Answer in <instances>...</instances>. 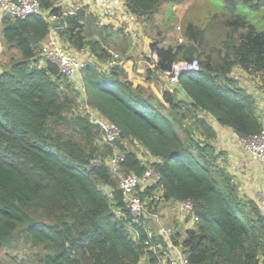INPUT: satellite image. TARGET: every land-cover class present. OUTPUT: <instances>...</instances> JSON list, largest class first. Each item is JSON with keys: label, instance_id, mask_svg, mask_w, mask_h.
I'll use <instances>...</instances> for the list:
<instances>
[{"label": "trees", "instance_id": "1", "mask_svg": "<svg viewBox=\"0 0 264 264\" xmlns=\"http://www.w3.org/2000/svg\"><path fill=\"white\" fill-rule=\"evenodd\" d=\"M55 1L40 4L61 17L56 26L62 41L77 51L88 48L107 63L111 27L84 10L65 14ZM123 1L147 24L166 0ZM226 1L233 8L241 3L264 6V0ZM50 30L42 14L2 22L0 54L9 53L10 61L2 62L0 72V247L18 240L42 247L45 253L36 264H140L144 256L148 264H157L146 241L151 238L164 248L168 242L148 235L146 213L137 223L127 208L106 164L118 149L126 153L123 172L142 175L154 167L161 173L156 186L140 192L143 199L159 191L156 202L193 203L195 228L182 241L172 234L190 264H264V212L258 202L241 195L221 163L213 145L217 133L207 119L212 115L241 137L262 129L253 99L232 86L230 72L240 66L264 73V31L235 14L227 51L216 62L195 24L184 29L181 42L168 47L162 46L165 31L158 30L150 46L156 70L204 56L200 71L180 76L186 100L178 89L162 88L160 73L150 67L147 80L155 84L134 85L119 63L104 69L88 62L81 89L41 55ZM80 104L119 127L113 145L100 143L102 130L90 112H71ZM134 146L155 160L148 163Z\"/></svg>", "mask_w": 264, "mask_h": 264}, {"label": "crops", "instance_id": "2", "mask_svg": "<svg viewBox=\"0 0 264 264\" xmlns=\"http://www.w3.org/2000/svg\"><path fill=\"white\" fill-rule=\"evenodd\" d=\"M55 2L57 6L62 7L65 11L69 10L75 13L79 10H84L87 15L95 17L98 24L109 25L113 31V38L106 46L110 52L115 51L121 54V65L126 71L127 77L136 86L155 84L156 80L150 82L147 80V69L152 63L150 46L153 40L147 34L146 22L143 19L130 13L125 5L123 12L113 10L106 15L105 12L86 0H56ZM1 29L2 22H0V35ZM170 36L167 35L162 42L163 47L182 41V37H180L177 41L172 40L170 42L172 39ZM87 54L90 58V60L88 59L89 62L96 64L98 67L107 64L96 59L90 50H88ZM230 77L234 80L232 82L233 87L242 89L244 94L253 99L256 114L264 126V73L247 71L240 66H234L230 72ZM159 84L164 89L171 87L170 83L162 76H160ZM207 119L217 133L216 138L213 140V145L217 153L220 154L221 163L233 176V180L237 184L241 195L258 202L264 212V204L260 200V194L264 191L263 164L249 155L239 142L240 136L232 127L220 125L212 115H208ZM142 152L144 156L139 155L144 160H155L146 151L143 150ZM156 192L158 193L159 191ZM150 198L152 197L150 196ZM160 204L161 206L157 213L146 214L143 224L149 236H156L160 240H165L168 242V247L172 248V246H176L173 243L172 234H179L178 240L182 241L185 237V232L188 229L195 228L198 219L194 213H182L179 210V202L170 203L163 200L160 201ZM167 230H171V233H166ZM140 264H148L147 256L141 259Z\"/></svg>", "mask_w": 264, "mask_h": 264}, {"label": "built area", "instance_id": "3", "mask_svg": "<svg viewBox=\"0 0 264 264\" xmlns=\"http://www.w3.org/2000/svg\"><path fill=\"white\" fill-rule=\"evenodd\" d=\"M91 2L99 10L109 14L113 10L116 12L124 11L123 0H86ZM66 10L65 14H71ZM34 14H42L48 22L51 23V30L48 38L43 41L41 47V55L47 60L55 64L59 71L68 79L75 82L77 85L83 84V69L87 62L80 53L72 48L68 43L62 41L59 36V29L56 26L61 17L45 12L41 8L40 0H0V22H3L7 17L27 18ZM122 56L119 52H111L109 61L107 62L108 69L112 66L121 64ZM153 72H159L170 84H179L182 74L198 72L201 70V60L194 58L193 60H180L172 63L171 67L166 70H156L154 62L150 66ZM1 72V71H0ZM86 111L92 115V119L98 123L102 130L101 144L113 145L120 137L121 130L119 127L101 117L94 114L89 105H86ZM239 142L244 146L249 155L259 160L264 166V126L262 129L250 136L239 137ZM126 159V153L118 149L110 154L106 159V164L112 171V174L117 179L119 188L123 192L124 201L134 217V221L139 223L142 216L146 213L147 203L141 196L140 192L147 188L154 187L161 179V173L154 167H148L142 174L138 175L134 172L125 173L122 171L121 163ZM95 164L99 160L94 161ZM260 200L264 204V191L260 194ZM179 210L184 212L194 213V205L190 201L179 202ZM197 218V217H196ZM166 233L170 234L171 230ZM148 250L157 254V264H190L186 259L179 246L172 248H164L161 243H154L151 238L146 241Z\"/></svg>", "mask_w": 264, "mask_h": 264}, {"label": "rangeland", "instance_id": "4", "mask_svg": "<svg viewBox=\"0 0 264 264\" xmlns=\"http://www.w3.org/2000/svg\"><path fill=\"white\" fill-rule=\"evenodd\" d=\"M172 13L175 14V18L169 21L170 15L173 16ZM235 14L244 15L258 30L264 31V6L254 9L241 3L233 8L226 0H166L162 3L160 11L154 14L153 22L147 21L146 30L152 40L158 30L165 31L166 35H171L170 42H172V40L177 41L180 37L183 40L184 29L187 28L188 24L193 23L204 32V49L210 50L215 61L220 62L227 51L228 26L229 22L235 18ZM111 48L115 49L114 47ZM88 50L86 48L83 51H78L87 63L90 60L87 54ZM203 57L201 56L200 59ZM9 61V53H2L0 66L2 62L7 63ZM106 67L107 64L102 66L104 69ZM79 87L82 89L81 84ZM81 91L84 92V90ZM82 96L84 97L85 94ZM71 112L78 115L79 113L86 114L89 111L83 109L82 104H80L79 107L74 106ZM93 113L97 114L96 111ZM134 149L138 150L141 156H144L141 147L134 146ZM147 162L150 163V159H147ZM151 196L152 198L148 196L144 198L147 203L146 214L157 213L161 206V204L159 205L160 202H156L160 198V193L156 192ZM151 200L154 201L150 203ZM44 253L45 250L42 247L18 240L12 247H0V264H36L40 262L39 258Z\"/></svg>", "mask_w": 264, "mask_h": 264}, {"label": "water", "instance_id": "5", "mask_svg": "<svg viewBox=\"0 0 264 264\" xmlns=\"http://www.w3.org/2000/svg\"><path fill=\"white\" fill-rule=\"evenodd\" d=\"M171 87L176 88L180 91L181 95L184 97V99L189 100V96L186 93V91L183 89V87L180 84H170Z\"/></svg>", "mask_w": 264, "mask_h": 264}]
</instances>
